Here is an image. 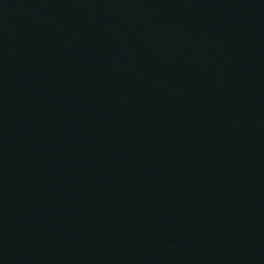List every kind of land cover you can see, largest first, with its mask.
Listing matches in <instances>:
<instances>
[{"label":"water","instance_id":"1","mask_svg":"<svg viewBox=\"0 0 264 264\" xmlns=\"http://www.w3.org/2000/svg\"><path fill=\"white\" fill-rule=\"evenodd\" d=\"M0 264H264V0H0Z\"/></svg>","mask_w":264,"mask_h":264}]
</instances>
